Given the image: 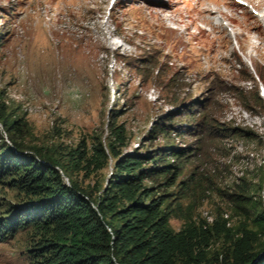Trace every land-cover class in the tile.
Segmentation results:
<instances>
[{
  "label": "rangeland",
  "instance_id": "374dc122",
  "mask_svg": "<svg viewBox=\"0 0 264 264\" xmlns=\"http://www.w3.org/2000/svg\"><path fill=\"white\" fill-rule=\"evenodd\" d=\"M263 10L264 0H0V153L67 164L72 150L103 148L102 168L69 173L100 193L110 143L158 160L178 149L171 172L144 181L166 196L171 230L218 219L263 233ZM24 198L0 183V217ZM32 245L29 229L9 235L0 264H32ZM225 246L214 239L209 255Z\"/></svg>",
  "mask_w": 264,
  "mask_h": 264
},
{
  "label": "trees",
  "instance_id": "16d2710c",
  "mask_svg": "<svg viewBox=\"0 0 264 264\" xmlns=\"http://www.w3.org/2000/svg\"><path fill=\"white\" fill-rule=\"evenodd\" d=\"M115 137L119 145L126 143L122 126ZM108 147L115 165L100 193L69 173L80 168L90 172L92 163L102 168L108 162L103 148L91 158L84 149L72 150L67 164L51 158L50 163H25L13 150L0 153V183L25 196L20 206H10L0 217V241L31 230L32 264H264V230L248 222L234 229L224 220L209 224L202 219L177 232L169 228L172 212L164 206L166 196L144 181L171 172L166 156H178L181 150H159L158 160L151 151L127 154L114 143ZM254 221L264 229V216ZM220 237L226 246L211 257L209 249Z\"/></svg>",
  "mask_w": 264,
  "mask_h": 264
},
{
  "label": "bare ground",
  "instance_id": "6f19581e",
  "mask_svg": "<svg viewBox=\"0 0 264 264\" xmlns=\"http://www.w3.org/2000/svg\"><path fill=\"white\" fill-rule=\"evenodd\" d=\"M264 11V10H263ZM259 13V12H258ZM260 18L264 21V12H262L260 15Z\"/></svg>",
  "mask_w": 264,
  "mask_h": 264
},
{
  "label": "built area",
  "instance_id": "2783aa9c",
  "mask_svg": "<svg viewBox=\"0 0 264 264\" xmlns=\"http://www.w3.org/2000/svg\"><path fill=\"white\" fill-rule=\"evenodd\" d=\"M64 176V175H63ZM64 179L67 180V178L64 176Z\"/></svg>",
  "mask_w": 264,
  "mask_h": 264
}]
</instances>
